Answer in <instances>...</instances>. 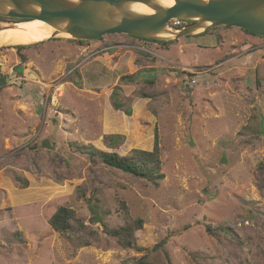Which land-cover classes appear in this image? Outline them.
<instances>
[{
    "label": "rangeland",
    "instance_id": "rangeland-1",
    "mask_svg": "<svg viewBox=\"0 0 264 264\" xmlns=\"http://www.w3.org/2000/svg\"><path fill=\"white\" fill-rule=\"evenodd\" d=\"M0 78V264H264V37L56 36L0 47ZM156 138V186L86 153ZM135 220L131 247L103 232Z\"/></svg>",
    "mask_w": 264,
    "mask_h": 264
},
{
    "label": "water",
    "instance_id": "water-1",
    "mask_svg": "<svg viewBox=\"0 0 264 264\" xmlns=\"http://www.w3.org/2000/svg\"><path fill=\"white\" fill-rule=\"evenodd\" d=\"M143 5L150 14L132 11ZM0 17L19 22L40 21L54 32L82 42L108 35L171 42L178 37L204 33L213 28H238L264 37V0H0ZM183 22L172 26V21ZM8 28V29H9Z\"/></svg>",
    "mask_w": 264,
    "mask_h": 264
},
{
    "label": "trees",
    "instance_id": "trees-1",
    "mask_svg": "<svg viewBox=\"0 0 264 264\" xmlns=\"http://www.w3.org/2000/svg\"><path fill=\"white\" fill-rule=\"evenodd\" d=\"M9 21H15V20L9 19ZM244 32L249 33L247 31ZM249 34L253 35L252 33ZM77 42L84 43L82 41L81 42L77 41ZM23 48L24 46H16V50ZM20 60L21 62L24 60L22 56H20ZM137 76H124L122 77V80H127L128 82H132L137 80ZM4 85H5V80L0 78V86L2 87ZM115 91H118V89H116ZM142 97L151 98V96H147L145 94H142ZM110 100L113 109L120 110L123 108L122 103L117 102L115 99L113 100L112 97L110 98ZM123 112L127 116L131 115V110L129 108H125ZM113 143H116V141L114 140ZM86 153L91 159L94 157H98L99 160L107 167L142 178L154 186L158 185V183L163 179V174L161 173V160L159 156L157 138L155 139V143L152 151L133 149L131 151V154L127 157L119 156L116 153H98L94 150H86ZM22 182H23V186L25 187L27 184L26 180L25 181L22 180ZM73 221H74L73 211L61 207L51 216L49 220V225L54 231L66 235L70 230L71 223ZM142 225H143L142 220H135L126 223L125 226L120 228L109 229L107 227H104L103 232L108 236L116 238L118 243H120L123 247H131L132 246L131 238L134 232L138 231L142 227ZM81 227L83 226L81 225ZM162 244L163 243L156 244L154 246V249L160 248ZM138 264H146V263L143 261V259H140V261H138Z\"/></svg>",
    "mask_w": 264,
    "mask_h": 264
},
{
    "label": "bare ground",
    "instance_id": "bare-ground-1",
    "mask_svg": "<svg viewBox=\"0 0 264 264\" xmlns=\"http://www.w3.org/2000/svg\"><path fill=\"white\" fill-rule=\"evenodd\" d=\"M164 6L173 4V0H158ZM132 11L142 14H150L151 10L143 5H133ZM5 23H0V47L9 45L28 46L33 43L48 40L54 30L40 21L19 22L7 27ZM9 28V29H8ZM63 37L69 39L67 34Z\"/></svg>",
    "mask_w": 264,
    "mask_h": 264
},
{
    "label": "built area",
    "instance_id": "built-area-1",
    "mask_svg": "<svg viewBox=\"0 0 264 264\" xmlns=\"http://www.w3.org/2000/svg\"><path fill=\"white\" fill-rule=\"evenodd\" d=\"M182 24H183V22H181V21H177V20L172 21V26H181Z\"/></svg>",
    "mask_w": 264,
    "mask_h": 264
}]
</instances>
